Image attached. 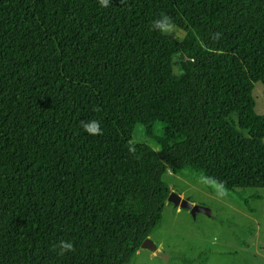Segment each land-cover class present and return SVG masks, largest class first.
Here are the masks:
<instances>
[{"label": "trees", "instance_id": "16d2710c", "mask_svg": "<svg viewBox=\"0 0 264 264\" xmlns=\"http://www.w3.org/2000/svg\"><path fill=\"white\" fill-rule=\"evenodd\" d=\"M257 82L264 0H0V264H128L167 168L264 189ZM154 122L157 151L132 142Z\"/></svg>", "mask_w": 264, "mask_h": 264}, {"label": "rangeland", "instance_id": "374dc122", "mask_svg": "<svg viewBox=\"0 0 264 264\" xmlns=\"http://www.w3.org/2000/svg\"><path fill=\"white\" fill-rule=\"evenodd\" d=\"M164 32L179 39L186 34L177 26ZM252 96L255 112L264 114L260 82L254 84ZM165 130L161 122L149 128L138 123L132 142L157 151ZM163 180L170 192L210 209L212 216H193L166 200L161 222L148 236L156 249L139 248L128 264H264V189L228 190L194 168H167Z\"/></svg>", "mask_w": 264, "mask_h": 264}, {"label": "clouds", "instance_id": "9594fccd", "mask_svg": "<svg viewBox=\"0 0 264 264\" xmlns=\"http://www.w3.org/2000/svg\"><path fill=\"white\" fill-rule=\"evenodd\" d=\"M99 3L102 7H107L109 5V0H99ZM166 23L165 24H160L159 22H155L154 26L158 29H163L164 31L168 30V25L167 21L168 18H165ZM84 130L91 134V135H96V134H102V130L100 128V124L98 121H89L87 124H84ZM58 249V255L63 256L68 252H73L74 245L70 241H65V240H60L57 245L54 246L53 251H56Z\"/></svg>", "mask_w": 264, "mask_h": 264}, {"label": "water", "instance_id": "95a60500", "mask_svg": "<svg viewBox=\"0 0 264 264\" xmlns=\"http://www.w3.org/2000/svg\"><path fill=\"white\" fill-rule=\"evenodd\" d=\"M167 200L172 202L176 207L189 209L193 216L197 213H204L207 216H212L210 209L199 205H193L187 198H182L174 192L168 194ZM140 248L155 250L156 245L147 237L141 243Z\"/></svg>", "mask_w": 264, "mask_h": 264}]
</instances>
